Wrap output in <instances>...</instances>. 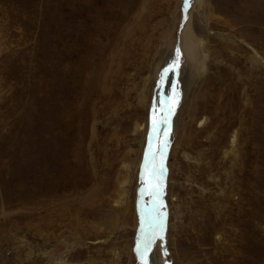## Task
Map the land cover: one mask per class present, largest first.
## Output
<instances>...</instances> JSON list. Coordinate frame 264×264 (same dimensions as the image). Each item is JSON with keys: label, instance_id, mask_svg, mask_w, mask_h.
Instances as JSON below:
<instances>
[{"label": "rangeland", "instance_id": "1", "mask_svg": "<svg viewBox=\"0 0 264 264\" xmlns=\"http://www.w3.org/2000/svg\"><path fill=\"white\" fill-rule=\"evenodd\" d=\"M188 2L0 0V264H264V0Z\"/></svg>", "mask_w": 264, "mask_h": 264}, {"label": "snow or ice", "instance_id": "2", "mask_svg": "<svg viewBox=\"0 0 264 264\" xmlns=\"http://www.w3.org/2000/svg\"><path fill=\"white\" fill-rule=\"evenodd\" d=\"M188 6V0H184V7L186 8ZM180 57L179 50H177L176 53V59L172 62V64L168 65V67L163 69V73H167L169 71H173L175 66L178 64ZM163 73L161 74V80L164 79ZM174 106V105H173ZM172 108L165 105L161 109V114L159 116L156 115V108L155 105L153 106V119H152V131L149 132V137L151 139V136L153 132H156L159 130V125L161 123L167 124L169 116L171 114ZM166 141H163L160 145V147L157 148V152H161V158H162V147L166 145ZM149 149H151V144L149 145ZM153 166L151 169H148L147 163L142 166V172L141 177L142 181L145 183L146 188H142V191H147L148 194L152 197H158L160 194V182L159 179L155 177V172L162 170V163L157 167L155 164V155L156 153H153ZM148 152L145 153V158L147 161ZM145 169H147V175L149 177L148 180H144L145 176ZM155 202V201H154ZM163 232V214L158 213L154 214L152 212L149 213L148 219H147V229L144 230V235L142 237L141 241H138L137 245V252L141 256V259L143 261L144 253L151 247L152 242L157 238L162 237Z\"/></svg>", "mask_w": 264, "mask_h": 264}, {"label": "bare ground", "instance_id": "3", "mask_svg": "<svg viewBox=\"0 0 264 264\" xmlns=\"http://www.w3.org/2000/svg\"><path fill=\"white\" fill-rule=\"evenodd\" d=\"M189 3V2H188ZM186 9V8H185ZM188 10V9H187ZM211 15V14H210ZM128 31V30H127ZM128 34V33H127ZM248 48L251 50V56L253 57V58H255L256 60L255 61H253V59L252 58H250V61H251V63H254V62H259V64L260 63H262L263 65H264V56H262L256 49H254L253 47H251V46H248ZM254 65H255V63H254ZM257 65V64H256ZM255 67H253L252 69H254ZM100 71V70H99ZM95 73H98V72H95ZM102 74V73H101ZM185 75H186V73H185ZM101 76V75H100ZM172 76V75H171ZM187 76V75H186ZM169 77L170 76H168V82H169ZM185 79V80H184ZM190 79V78H189ZM99 81H101V79H98ZM249 80V79H248ZM179 81V80H178ZM178 81H177V85H176V91H175V93H174V95H175V98L178 96V99L179 100H184V96H185V94L187 93V89H188V76L186 77V78H183V81L181 82V83H179V85H180V87H178ZM168 85V84H167ZM98 86V85H97ZM160 81L159 82H157V84H156V89H155V99H154V104H153V106L155 105V108H156V115L157 116H159L160 115V111H158V108H159V104H160V102H159V99L161 98V96H160ZM168 88V87H167ZM167 90H169V89H167ZM100 91V90H99ZM168 92V91H167ZM164 95V94H163ZM174 105V106H173ZM152 106V107H153ZM171 108H172V111H171V114H170V116H169V124H171L172 125V127H173V129L171 128V127H168L167 129H169V137L168 138H164V139H162V141H161V143L163 142V141H166L167 143H166V145L167 144H169V142L171 141V130H173V133H174V130H175V126L173 125V119H174V117H175V113H176V111H178V110H180V108H181V104L180 105H178V101H172V103H171ZM152 110H153V108H152ZM152 116H153V114H152ZM134 131H138V127H136V128H134ZM167 131V130H166ZM154 134V133H153ZM160 134L162 135V136H164V133H163V131L162 132H160ZM166 135V134H165ZM154 143H156V136H155V134L153 135V138L149 141V143H148V146H147V148H146V150H145V153L146 152H148V156L149 157H153V153H155V150L153 149V144ZM160 143V144H161ZM152 145V147H151V149H149V145ZM155 145V144H154ZM166 145L165 146H163L162 147V149H164L163 151L165 152V147H166ZM158 146V145H157ZM136 165L138 166V161H137V163H136ZM146 171H147V169H145V176H148L147 175V173H146ZM141 172H142V167H141V171H140V174H141ZM160 173V175H158L157 174V172H155V177H158V179H160V181H162V172L160 171L159 172ZM145 176H144V180L146 181V179L147 178H149V177H147V178H145ZM127 180H128V177L127 176H125L124 178H123V180L122 181H120V187H119V191H118V196H119V198L121 199V198H123L124 196H125V186H126V184H127ZM145 184V183H144ZM116 202H118V200L116 201ZM159 209V208H158ZM89 213V212H88ZM87 213V214H88ZM75 214V213H74ZM76 215V214H75ZM77 216V215H76ZM94 227V226H93ZM79 229H83V227H81V228H79ZM88 230V229H87ZM76 231H78V229L76 228ZM85 232V231H84ZM79 233V232H78ZM88 248V247H87ZM82 250V249H81ZM80 249H79V254H83L84 253V250L83 251H81ZM147 257V259H148V256H146ZM141 264H145V262L144 263H142L141 262ZM149 264H152V263H150V261H149ZM154 264V263H153Z\"/></svg>", "mask_w": 264, "mask_h": 264}, {"label": "water", "instance_id": "4", "mask_svg": "<svg viewBox=\"0 0 264 264\" xmlns=\"http://www.w3.org/2000/svg\"><path fill=\"white\" fill-rule=\"evenodd\" d=\"M164 97H165V98L163 99V102H165V105H166L167 98H166V96H164ZM165 105H164V106H165ZM164 106H163V107H164ZM162 125H163V123L160 124V126H159V130L162 128ZM159 130H158V132H159Z\"/></svg>", "mask_w": 264, "mask_h": 264}]
</instances>
